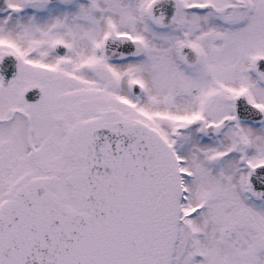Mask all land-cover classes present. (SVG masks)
Instances as JSON below:
<instances>
[{
    "label": "snow or ice",
    "instance_id": "6c2138e0",
    "mask_svg": "<svg viewBox=\"0 0 264 264\" xmlns=\"http://www.w3.org/2000/svg\"><path fill=\"white\" fill-rule=\"evenodd\" d=\"M0 264H264V0H0Z\"/></svg>",
    "mask_w": 264,
    "mask_h": 264
}]
</instances>
